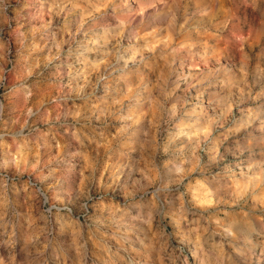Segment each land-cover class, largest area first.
Instances as JSON below:
<instances>
[{"label":"rangeland","instance_id":"374dc122","mask_svg":"<svg viewBox=\"0 0 264 264\" xmlns=\"http://www.w3.org/2000/svg\"><path fill=\"white\" fill-rule=\"evenodd\" d=\"M233 11L0 0V264H264V151L238 147L259 120L228 133L264 104V39Z\"/></svg>","mask_w":264,"mask_h":264},{"label":"clouds","instance_id":"9594fccd","mask_svg":"<svg viewBox=\"0 0 264 264\" xmlns=\"http://www.w3.org/2000/svg\"><path fill=\"white\" fill-rule=\"evenodd\" d=\"M228 6L234 11L231 13L230 19L232 20V29L236 32L247 31L251 34L252 38L264 39V0H228ZM148 93L149 99L144 101V103H156L159 107L163 108L164 103L167 102L168 96L163 91H161L159 98H153L151 92L147 89L144 90ZM264 96V91L261 92ZM130 98L136 104H141L143 100V94L132 92ZM253 99L249 94H243L239 98H233L231 101L225 99L224 97L213 98L209 101L208 107L210 110H217V114L209 119V124L215 127L217 130L223 127L224 124L228 123V116L231 111L229 108V103H234L237 106L243 105L248 100ZM108 115L111 119L118 120L122 117L119 115V108L112 107L107 110ZM175 114L174 111L172 113ZM101 115H104L101 113ZM245 115L248 117L246 120L242 117L239 122L233 121L235 127L228 129V133L239 132L240 129L247 130L249 124L253 121L259 120V130L258 133L253 135L251 132L246 133L247 143L243 146L238 145L241 154L248 151L250 146H258L261 151H264V104L257 105L249 109ZM110 121H105V123ZM103 139V132L100 133ZM227 138L225 132H220L219 136L213 138V142H220V137ZM205 140H208V136H205ZM214 161L215 157H211ZM247 244H251V240H246Z\"/></svg>","mask_w":264,"mask_h":264}]
</instances>
